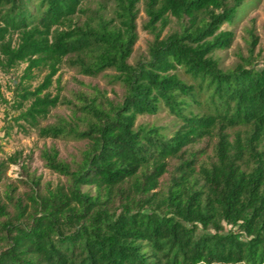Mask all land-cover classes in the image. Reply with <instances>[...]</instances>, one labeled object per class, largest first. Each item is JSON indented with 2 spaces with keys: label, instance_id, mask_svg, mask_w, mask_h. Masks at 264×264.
Instances as JSON below:
<instances>
[{
  "label": "trees",
  "instance_id": "obj_1",
  "mask_svg": "<svg viewBox=\"0 0 264 264\" xmlns=\"http://www.w3.org/2000/svg\"><path fill=\"white\" fill-rule=\"evenodd\" d=\"M92 1L0 0V56L6 70L27 64L16 87L31 126L60 103L44 91L64 61L113 70L125 88L119 101L80 94L71 119L39 128L87 141L71 162L42 150L65 182L42 185L20 153L0 161V187L21 163L27 187L0 190V264H264V62L224 69L216 57L235 40L223 26L255 0H144L153 39L135 64L142 0H110L112 16ZM171 17L178 29L163 35ZM164 110L171 124H138Z\"/></svg>",
  "mask_w": 264,
  "mask_h": 264
},
{
  "label": "rangeland",
  "instance_id": "obj_2",
  "mask_svg": "<svg viewBox=\"0 0 264 264\" xmlns=\"http://www.w3.org/2000/svg\"><path fill=\"white\" fill-rule=\"evenodd\" d=\"M102 2L107 6V14L112 16L114 3L110 0H94L86 3V6L96 8ZM244 7V6H243ZM139 14L137 18L138 41L134 48V53L130 59V64H135L148 57L149 44L153 36L144 29L148 20L145 12L144 0L138 4ZM178 29V22L171 17L170 25L165 29L163 35H167L173 30ZM224 30L233 31L235 40L230 49L218 51L216 57L221 61L224 69H229L240 63L244 59H252L257 66L264 62V0H255L245 12L233 24H225ZM251 33L258 39V43L250 52L252 42ZM0 56V161L6 160L15 153L22 154L24 162L28 164L29 171L37 177H41L42 185L51 183L53 186L65 182V178L50 171L45 167L41 158V152L44 148L55 147L60 153V157L68 162L79 158L80 152L85 148L87 141L75 140L71 138H43L39 134V128L50 124H55L60 118L71 119L73 117V104L80 103V94L87 97H94L100 93L113 101L122 99L125 88L114 79L116 74L113 70H108L97 77L83 75L75 67L70 66L64 61L60 66L59 72L53 78L52 86L44 91L51 97H58L60 103L57 107L51 109L45 119L39 120L37 127L31 126L21 117V112L25 110L18 108V102L21 100L18 96L16 85L21 81L23 72L27 64H20L10 70H6ZM48 73L47 69L34 71V77L25 82L30 90L37 88ZM181 76L183 72L180 71ZM174 118L164 110L156 116H141L138 124L156 123L159 125L171 124ZM205 145L199 144L197 148ZM208 154L212 153V148L207 149ZM205 156V155H204ZM203 156V157H204ZM22 164V163H21ZM21 164L11 165L7 172V178L4 185L0 187L3 193L7 185H14L18 188V193L22 194L27 190L21 181L25 179L22 173ZM169 175H165L161 182L166 184Z\"/></svg>",
  "mask_w": 264,
  "mask_h": 264
}]
</instances>
